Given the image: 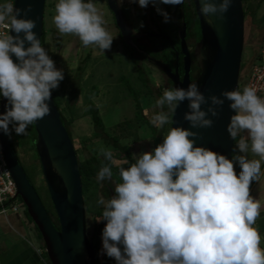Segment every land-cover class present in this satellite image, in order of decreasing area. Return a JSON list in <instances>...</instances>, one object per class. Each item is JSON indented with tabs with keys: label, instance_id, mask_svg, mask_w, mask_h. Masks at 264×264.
<instances>
[{
	"label": "clouds",
	"instance_id": "clouds-1",
	"mask_svg": "<svg viewBox=\"0 0 264 264\" xmlns=\"http://www.w3.org/2000/svg\"><path fill=\"white\" fill-rule=\"evenodd\" d=\"M116 2L122 6L124 0ZM129 3L141 8L153 5L168 23L172 18L159 5L176 6L184 0ZM200 3L205 16L223 19L232 0ZM30 9V5L14 7L12 0L0 2V29L5 30L0 32V99L6 100L0 132L9 138L13 132L27 135L30 125L49 114L51 92L64 79L63 70L56 68L33 31L35 21L24 18ZM53 23L61 35L78 37L84 47L92 45L102 53L111 48L114 37L94 0H57ZM189 60L192 63L191 51ZM225 99L235 113L227 124L230 138L236 141L231 159L196 146L198 134L190 128L172 126L162 142L134 153V162L125 160L127 167L117 168L120 182L116 183L113 153L101 150L108 163L99 168L96 180L113 182L114 187L110 198L97 200L103 209L97 222H105L98 255L114 259L115 264H264L261 235L254 227L261 204L250 194L264 162V97L245 87L206 99L197 82H191L186 89H165L155 101L158 111L149 123L157 129L172 125L171 113L187 101L183 119L191 128H210L209 114L216 117ZM208 100L207 110H202ZM249 153L258 159H250Z\"/></svg>",
	"mask_w": 264,
	"mask_h": 264
},
{
	"label": "rangeland",
	"instance_id": "rangeland-1",
	"mask_svg": "<svg viewBox=\"0 0 264 264\" xmlns=\"http://www.w3.org/2000/svg\"><path fill=\"white\" fill-rule=\"evenodd\" d=\"M14 2V0H12ZM189 2V0H185ZM4 2V0H0ZM193 2L194 10L196 9ZM57 0H47L45 7L44 29L47 32L45 49L50 58L55 62L57 69H62L64 79L61 81L65 91L59 93V98L62 102V109L66 108L68 102L74 104L75 117L74 123L70 129L74 135V146L78 152V158L82 161L94 154H101V150H109L101 140L94 139L95 130L91 125V117L86 116V100L85 95L97 88V92L93 97V103L98 107L100 116L105 125V131L114 138H118L121 145L128 146L131 153H139L148 151L154 147L152 133L148 126L141 125L136 121L137 104L133 99L135 90L140 91L143 95L140 97V104L143 113L150 119L154 111H158L155 107V101L162 95L169 84V77L163 73L154 64L147 63L144 59L139 58V64L149 81V85L155 96L147 92L139 78L138 72L131 61L124 45L123 38L119 28L116 25V20L109 7L107 0H94L95 6L102 14L105 21V27L114 37L111 48L105 50L104 53L97 50L94 46H82L78 37L74 35H61L53 23L55 15V5ZM245 12V47L242 59V70L244 73L240 85L245 88L248 78L251 74V68L261 59L264 52V0H245L243 2ZM162 9L168 12L171 16V21L163 22V17L156 12L155 7L149 4L146 8H141L138 3H129V0H124L120 6L126 16L128 25L136 30L134 33L143 38L141 44L152 47L147 33L150 30L156 31V26L153 22H158L176 41L177 34L182 32V27L178 26L182 6H170L161 4ZM141 24L143 26L141 27ZM200 25V23L198 22ZM185 45L192 47V41L187 40ZM189 50H191L189 48ZM90 56V57H89ZM84 67L82 72H79L78 67ZM79 76L77 98L70 95L72 84ZM129 80L127 81L123 80ZM242 89V88H241ZM127 123V124H126ZM129 124V125H128ZM168 128L165 129L166 134ZM90 138V143L86 144V149L82 148V142ZM19 137L15 139V148L22 167L26 172L30 181L33 182L39 195L44 198V189L47 187L44 175L40 169L38 155L33 144L21 146ZM163 139V137H162ZM162 142V140H161ZM32 147V148H31ZM250 159H258V157L248 154ZM115 165L120 164L118 159ZM237 171H239L237 167ZM116 183L120 182L113 179ZM114 187L113 182L108 181ZM105 184V182H104ZM43 191V192H42ZM103 186L100 187L99 193L90 199L87 207V222L88 233L93 232L95 212L101 207L97 204V196L104 197ZM250 194L260 202L261 215L257 218L255 228L258 229L261 235V247L264 248V162L261 163V175L258 180L254 181L250 187ZM26 209H21L22 218L26 221V232L34 245L37 246L38 254L41 255L43 264H51V261L46 258V247L39 241L38 232L32 220L26 216ZM102 248V243H101Z\"/></svg>",
	"mask_w": 264,
	"mask_h": 264
},
{
	"label": "water",
	"instance_id": "water-1",
	"mask_svg": "<svg viewBox=\"0 0 264 264\" xmlns=\"http://www.w3.org/2000/svg\"><path fill=\"white\" fill-rule=\"evenodd\" d=\"M47 0H14V7L25 9L31 6L24 18L35 21L37 38L44 46V19ZM116 20L124 42L135 47L134 38H139L128 25L123 10L117 6L116 0H107ZM200 28L202 42L200 59L202 73L195 81L190 77V60L186 55V73L181 78L178 69L172 72L169 65L153 59L154 64L168 75L173 88H187L189 83L197 82L199 90L205 98L212 95L220 97L222 91L240 88V76L243 52L245 47V12L242 0H232V5L224 14L223 19L215 15L205 16L200 12V0H193ZM219 2V0H214ZM10 35H15L10 31ZM21 36L23 34L21 33ZM185 27L182 32V46L185 47ZM30 46L28 43L25 47ZM16 62L15 56L12 57ZM223 98V97H221ZM6 100L2 99L1 113L4 112ZM50 112L34 123L37 132L36 149L41 161L42 172L50 193L51 200L58 215L60 230L56 228L36 188L31 183L20 164L19 157L13 148L9 136L0 132V140L8 167L16 183L18 195L22 198L24 208L29 213L34 224L42 234L47 255L51 264H96V250L88 236L87 207L83 194L82 176L79 171L78 156L74 143L64 126L61 112L51 94L48 101ZM187 101L178 105L173 115V127L190 128L198 135L196 146H204L213 151L232 156L235 144L228 132L227 124L230 116L235 114L229 108L225 99L222 106L217 108L218 115L208 118L213 120L210 128H191L189 122L183 119L188 111ZM208 103L202 105L207 110ZM171 126V127H172Z\"/></svg>",
	"mask_w": 264,
	"mask_h": 264
},
{
	"label": "trees",
	"instance_id": "trees-1",
	"mask_svg": "<svg viewBox=\"0 0 264 264\" xmlns=\"http://www.w3.org/2000/svg\"><path fill=\"white\" fill-rule=\"evenodd\" d=\"M192 1L193 0H189V2H187L184 0V3L181 4L182 12L180 14V21H179L178 26L183 28L182 32H183L184 27H185V31H186L185 32V38H186V40L192 41V47L190 46L191 60H192L191 68H190V77H191L192 81H195L196 79L199 78V76L202 73V67H201L200 59H199V57H201V54L199 51H200V46H201L203 36H202V30L200 28V25L198 24L199 18L197 15V9L194 10V6H193ZM242 1L244 2L245 0H242ZM124 17L126 18L125 14H124ZM153 23L156 26L157 30L156 31L150 30V33L146 32L149 40L152 43V47H148L146 45L141 44V40L143 38H141V39L138 38V39L133 40V42L135 43V47L127 45L124 41H123V45H124L131 61L133 62L134 66L138 72V78H139L141 84L145 88H147V92L150 95L155 96L153 90L151 89V87L149 85V81H148V79H147V77L143 71V68L139 64V58H142L147 63H151V64H154L153 59L163 61L164 63L169 65V67L173 73H175L176 70L178 69L181 78H183L185 73H186V65H185V60H184L186 58V54H185V52L183 50V46H182V32L180 35V31H179V33L177 34V40L175 41L174 38L162 26H159L158 22H153ZM46 39H47V32L44 29V38H43L44 47H45ZM83 69H84L83 65L78 67L79 72H82ZM242 72H243V70L241 67L240 82H241L243 75H244V73H242ZM78 80H79V76L75 79V83H74V85L72 84V89L70 91V95L73 96L74 98H77V96H78V94H76V90L78 88L77 86L79 85ZM124 81H127L129 83V80H127V79H124L123 83H124ZM168 82H169L168 86L164 87V89L173 88L171 81L169 80ZM243 89H244V87H242L240 85L239 90L242 91ZM134 90H135V92H134L135 94L132 96H133V99L135 100V102L137 104L136 121L141 125H146L149 127V129L152 133V139L154 141V147H155L157 144H159L161 142L162 134L165 132V129L171 127L172 125H165L163 129H157V128L153 127L149 123L150 119L144 115L141 104H140V97L143 94L136 89H134ZM64 91H65L64 86H63L62 82H60L59 87L55 90H52L51 94L55 100L56 105L60 109L62 122H63L64 126L67 128L69 135H70L72 142H73L74 141V135H73V132H71L70 127L74 123L75 108L76 107L74 106V104H71L70 102H68L66 105V108L62 109L63 104L59 98V93L64 92ZM96 92H97V88L93 87L92 90L89 91L88 93H86V95H85L86 116L91 117V120H90L91 125L93 126V128L95 130L94 139L101 140L103 142V144L107 148H109V150L108 149L107 150L111 151L113 153V158L118 159L120 161V164L113 165V173H114L113 179H117L119 181V176L116 175L117 168L119 166L127 167V165L124 164L125 160H129L130 162H134V161H132V155L133 154L131 153V150L128 146L121 145L118 138L112 137L111 135H109L105 131V125H104V122L100 116L99 109L93 103V100H92L93 97L95 96ZM160 96L161 95H159V97ZM165 111H167V108H165ZM175 111L173 113H171V119H173V115H174ZM16 137L20 138L19 140L21 141V146L27 145L29 143L33 144V147L35 146L36 154L38 155L37 149H36L37 132H36L34 124L29 126V128L27 130V135L17 136L14 132L12 133L11 140L13 142V148L15 151H16V148H15ZM90 141H91L90 138H86L82 142L81 145H82V148H84V150L86 149V144L90 143ZM235 143H236V141H235ZM16 153H17V151H16ZM76 154L78 156L77 150H76ZM37 157H39V155ZM19 161L21 164L20 159H19ZM38 162L40 163L39 164L40 169L42 170L41 161L39 158H38ZM78 162H79V171H80V174L82 176L83 194H84L86 205H88V202L90 201V199H92L93 197H95L99 193V189L101 186H103V190H104L103 195L106 198H110V196L113 194L112 193L113 186L111 184H109L108 181H104L105 182V184H104V182H97V180H96V174H97L99 168L102 165L108 163L107 161H105L102 153L101 154L96 153L93 156H89L82 161L78 158ZM21 166H22V164H21ZM31 183L33 184L32 181H31ZM43 196H44V198L41 196L40 197L44 203V206L46 207L48 213L50 214V216L54 222V225L56 226V228L58 230H60L58 215L56 213L53 202L51 200L48 187H46L44 189ZM99 198L100 197L97 196V200ZM18 200L23 203V200L20 196L18 197ZM102 211H103L102 206L97 208V210L95 212V217L93 219V222H94L93 232L88 233V236H89L90 241L92 242V244L96 250V264H115L114 259L108 258L107 256H104V255H98V253L100 252L101 243H102V241H101L102 229L105 226V222H103V221L97 222V220L102 217ZM25 213H26L27 218L32 220L29 213L27 212V210ZM32 222H33V220H32ZM35 227H36V230L38 232L39 241L42 244H44L41 232L39 231V229L36 225H35ZM262 231H264V229H262ZM46 258L49 259L47 254H46Z\"/></svg>",
	"mask_w": 264,
	"mask_h": 264
},
{
	"label": "crops",
	"instance_id": "crops-1",
	"mask_svg": "<svg viewBox=\"0 0 264 264\" xmlns=\"http://www.w3.org/2000/svg\"><path fill=\"white\" fill-rule=\"evenodd\" d=\"M21 213L0 214V264H43Z\"/></svg>",
	"mask_w": 264,
	"mask_h": 264
},
{
	"label": "built area",
	"instance_id": "built-area-1",
	"mask_svg": "<svg viewBox=\"0 0 264 264\" xmlns=\"http://www.w3.org/2000/svg\"><path fill=\"white\" fill-rule=\"evenodd\" d=\"M3 31L5 30L0 29V32ZM245 87L255 89L258 96L264 97V52H262L261 59H258L251 68V74ZM1 107L2 99H0V113ZM18 197L16 183L8 167L0 140V214L20 213L21 209H24V203L20 202Z\"/></svg>",
	"mask_w": 264,
	"mask_h": 264
},
{
	"label": "bare ground",
	"instance_id": "bare-ground-1",
	"mask_svg": "<svg viewBox=\"0 0 264 264\" xmlns=\"http://www.w3.org/2000/svg\"><path fill=\"white\" fill-rule=\"evenodd\" d=\"M187 41V40H186ZM185 41V42H186ZM188 46V45H187ZM187 46H185V48L183 49L184 50V52H185V54H186V52L188 53V55H189V57H190V50H189V47H187ZM187 48V49H186ZM187 50V51H186ZM186 60V59H185ZM190 63H191V61H189ZM186 64V63H185Z\"/></svg>",
	"mask_w": 264,
	"mask_h": 264
},
{
	"label": "flooded vegetation",
	"instance_id": "flooded-vegetation-1",
	"mask_svg": "<svg viewBox=\"0 0 264 264\" xmlns=\"http://www.w3.org/2000/svg\"><path fill=\"white\" fill-rule=\"evenodd\" d=\"M135 39H138V38H134L133 40H135ZM124 40V39H123Z\"/></svg>",
	"mask_w": 264,
	"mask_h": 264
}]
</instances>
